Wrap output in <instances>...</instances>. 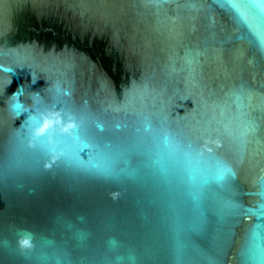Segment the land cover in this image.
Instances as JSON below:
<instances>
[{
	"label": "water",
	"instance_id": "water-1",
	"mask_svg": "<svg viewBox=\"0 0 264 264\" xmlns=\"http://www.w3.org/2000/svg\"><path fill=\"white\" fill-rule=\"evenodd\" d=\"M261 31L264 0H0V264H264Z\"/></svg>",
	"mask_w": 264,
	"mask_h": 264
},
{
	"label": "snow or ice",
	"instance_id": "snow-or-ice-1",
	"mask_svg": "<svg viewBox=\"0 0 264 264\" xmlns=\"http://www.w3.org/2000/svg\"><path fill=\"white\" fill-rule=\"evenodd\" d=\"M222 2H224V0H222ZM227 2L228 3H235L236 0H227ZM259 39H260V43H261L262 48H264V31L260 32ZM17 108H19V106H17ZM40 139H44V136H41ZM225 171H229V170H225ZM223 175H224V173H221L218 178L219 179H223ZM258 215L264 216V204L261 205V211L258 213ZM257 230L259 232H261L262 234H264V224H258L257 225Z\"/></svg>",
	"mask_w": 264,
	"mask_h": 264
},
{
	"label": "clouds",
	"instance_id": "clouds-1",
	"mask_svg": "<svg viewBox=\"0 0 264 264\" xmlns=\"http://www.w3.org/2000/svg\"><path fill=\"white\" fill-rule=\"evenodd\" d=\"M17 245L20 249H30L32 247V241L29 237L19 238Z\"/></svg>",
	"mask_w": 264,
	"mask_h": 264
}]
</instances>
